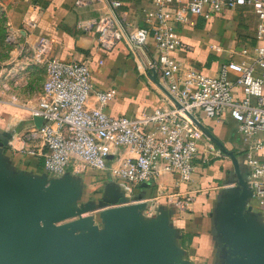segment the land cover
Returning a JSON list of instances; mask_svg holds the SVG:
<instances>
[{
  "label": "built area",
  "instance_id": "2783aa9c",
  "mask_svg": "<svg viewBox=\"0 0 264 264\" xmlns=\"http://www.w3.org/2000/svg\"><path fill=\"white\" fill-rule=\"evenodd\" d=\"M104 0H76L75 7L84 10ZM143 27L124 20L118 13L122 6L113 1L107 13L97 18L79 19L77 29L95 33L98 46L112 51L126 42L134 59L143 63L142 51L154 41L157 59L144 66V71L161 74L162 85L173 99L168 107L157 110L150 118L113 117L107 113L113 93L96 91L91 68L85 63L66 62L52 57L53 44L44 36L28 41L22 52L31 64L46 68L43 93L34 118L40 127L27 133L14 134L7 150L44 159L45 171L51 177L87 169L105 172L120 187L128 204L137 203L136 189L157 184L167 174L179 184L190 186L201 157L200 147L216 156L227 157L190 118L199 123L200 116L217 122L227 117L237 124L248 143L242 154L250 169L247 182L253 194L251 205L264 208V0H136ZM249 11L257 17L254 40L258 46L245 47L221 63L214 75L197 69H185L173 58L177 51H187L177 28L191 18L211 20L217 15ZM44 9L33 5L23 18L19 33L33 36L39 29ZM146 63V62H144ZM234 75L235 80L230 77ZM235 87L242 90L237 98ZM178 103L180 105L177 106ZM202 124V123H201ZM216 146V147H215ZM124 149L128 156L119 152ZM166 199L170 210L188 212L196 201L195 192L164 194L152 197L148 208L153 213L156 202Z\"/></svg>",
  "mask_w": 264,
  "mask_h": 264
},
{
  "label": "crops",
  "instance_id": "0c3cea01",
  "mask_svg": "<svg viewBox=\"0 0 264 264\" xmlns=\"http://www.w3.org/2000/svg\"><path fill=\"white\" fill-rule=\"evenodd\" d=\"M113 1L122 4L118 9L122 19L140 27L144 26L141 21L140 7L145 1L104 0L84 10L75 7L76 0L2 1L13 27L18 32L23 28V18L31 6L43 7L44 14L36 34L27 36L21 32L22 46L11 52V61L16 62L14 70L18 71V80L10 92L7 94L0 92V137L11 132L22 135L34 125L36 126L32 109L38 105L40 92H35L33 84L28 80H30L29 74L34 69L41 68L42 65L29 63L22 49L28 41H34L38 36H44L52 42L53 58L66 62L85 63L91 68L95 90L113 93V99L107 109V113L111 116L142 120L150 118L155 111L168 107L166 94L152 78L154 72H145L143 69L146 64L157 59L152 39L142 51L146 63L139 64L126 42L119 43L110 52L103 51L98 46L95 33H82L77 29L79 19L97 18L107 13ZM240 13L246 16L251 15L254 18L255 25L252 28L254 33L257 17L249 11L229 12L226 15L214 16L209 21L203 18H191L177 28L188 50L173 53V58L185 69H197L210 75L217 73L221 63L232 57L240 58L237 55L241 50L245 47H252V43L255 42L254 34L252 39H245L242 42L233 39L238 29L235 17ZM237 48L240 50L239 53L235 52ZM157 78L162 84L161 74H157ZM230 79L234 81L235 76L232 75ZM44 82L36 87L37 90H43ZM234 89L237 98H242V90L238 87ZM199 119L228 152L235 154L239 162L240 174L244 177L248 176L250 169L242 154L248 141L239 133L237 124L229 117L224 122H217L204 116H200ZM207 143H209L208 139L200 147V156L204 157V160H196L197 169L190 186L179 184L176 177L167 174L162 176L157 184H147L145 187L136 189L135 199L138 200L141 197L143 200L134 204L145 205L138 217L140 224L145 225L169 209L166 199L163 198L156 202L153 213L147 211L153 203L152 197L158 192L161 191L164 194L195 192L196 201L190 211L185 213L175 211L168 216L172 228L176 231L172 246L181 253L180 260L188 264H231V259L235 258L233 250L226 243L221 242L219 234V224L223 217L222 206L219 202L225 196V192L237 187L238 176L232 159L216 156L215 152L206 148ZM119 152L122 156H128L124 149ZM259 155L263 157L264 152ZM0 174L3 179L11 178L9 182L11 186L21 181H42L46 177L49 181L69 177L81 192L77 201L78 208L87 203L99 208L107 196L108 187L114 183L108 173L92 169H87L86 173H76L73 167H70L62 176L51 177L45 171L42 157L15 154L6 149L0 150ZM97 180L101 182L100 189L87 195L86 186L94 184ZM86 196L88 198H85ZM115 207L119 205H109L58 225L79 220L81 217H91L94 225L103 230L102 213ZM253 220L254 229L258 233H263V207L253 206ZM186 237H191V239Z\"/></svg>",
  "mask_w": 264,
  "mask_h": 264
},
{
  "label": "water",
  "instance_id": "95a60500",
  "mask_svg": "<svg viewBox=\"0 0 264 264\" xmlns=\"http://www.w3.org/2000/svg\"><path fill=\"white\" fill-rule=\"evenodd\" d=\"M152 78L173 99L158 81L157 73ZM190 118L236 167L237 187L225 192L219 202L223 215L219 234L221 242L233 250L231 264H264V232L254 229L249 175L242 176L235 154L192 115ZM35 122L40 127L43 120L35 118ZM14 134L0 137V150H7ZM9 182L11 178L3 179L0 174V264H188L180 260L181 253L172 246L176 231L168 216L175 211H163L151 223L141 225L138 217L145 205H129L116 183L108 187L99 208L91 203L78 208L81 192L69 177L21 181L13 186ZM142 200L140 197L136 201ZM109 205L119 207L102 213L103 230L91 217L58 225Z\"/></svg>",
  "mask_w": 264,
  "mask_h": 264
},
{
  "label": "rangeland",
  "instance_id": "374dc122",
  "mask_svg": "<svg viewBox=\"0 0 264 264\" xmlns=\"http://www.w3.org/2000/svg\"><path fill=\"white\" fill-rule=\"evenodd\" d=\"M2 1L3 0H0V92L7 94L13 87H15L18 80V71L14 70L16 62L11 61V52L17 48L20 49L23 43L21 42V34L13 27ZM235 20L238 29L235 38L233 39H236V41L240 40L241 42L245 39H252V35L254 34L252 28L255 25L254 18L251 17V15L246 16L245 14L240 13L236 15ZM235 52L239 53L240 50L237 48L235 49ZM29 75L30 80L28 81L33 84L35 92H40V95L38 96L41 98L43 90L39 91L36 87H39L46 78L45 66L34 69ZM84 173H86V171ZM100 183L101 182L97 180L94 184L87 185V195L94 191H98L101 187ZM85 198H88V196Z\"/></svg>",
  "mask_w": 264,
  "mask_h": 264
},
{
  "label": "trees",
  "instance_id": "16d2710c",
  "mask_svg": "<svg viewBox=\"0 0 264 264\" xmlns=\"http://www.w3.org/2000/svg\"><path fill=\"white\" fill-rule=\"evenodd\" d=\"M259 45V43H257V42H254V43H252V46H258ZM187 239H191V237H186Z\"/></svg>",
  "mask_w": 264,
  "mask_h": 264
}]
</instances>
